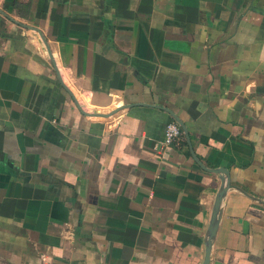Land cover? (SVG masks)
<instances>
[{"label":"crops","instance_id":"crops-1","mask_svg":"<svg viewBox=\"0 0 264 264\" xmlns=\"http://www.w3.org/2000/svg\"><path fill=\"white\" fill-rule=\"evenodd\" d=\"M0 9V264H264V0Z\"/></svg>","mask_w":264,"mask_h":264},{"label":"water","instance_id":"water-1","mask_svg":"<svg viewBox=\"0 0 264 264\" xmlns=\"http://www.w3.org/2000/svg\"><path fill=\"white\" fill-rule=\"evenodd\" d=\"M0 14L2 16H4L6 19H8L9 21H11L12 23H14L15 25H18L20 27H23V28H27V29H31V30H34L36 31L39 36L41 37L45 47H46V51L51 59V63L55 69V72H56V75L58 77V80L60 81V83L62 84V86L65 88V90L67 91V93L69 95H71V97L74 99L76 105H77V108L78 110L83 114V115H87V116H93V117H101V118H107L113 114H115L117 111L113 110V111H110L108 113H99L98 111H91L90 113H87L85 112L82 107L77 103L76 99L74 98L73 94L68 90L67 87H65V85L63 84V81H62V78L60 77L59 75V72H58V69H57V66L55 64V61L54 59L52 58V52H51V49L48 45V42L46 41V39L44 38V36L42 35V33L40 32L39 29L35 28V27H31L29 25H26L24 23H22L21 21H18L17 19H14L12 17H10L9 15H7L4 11H2L0 9ZM176 122L180 125V127H182L183 131H184V135L188 141V136H187V133L183 127V125L179 122L178 119H175ZM199 164V166L204 169L205 171H211L215 174H219L220 175V188H219V191L217 192L216 196H215V199H214V202H213V207H212V212H211V216H210V220H209V225H208V228H207V232H206V236H205V241H204V257H203V261L201 264H209V261H210V255H211V248H212V242L215 238V234H216V231H217V228H218V223H219V218H220V213H221V210H220V206H221V203H222V199L223 197L225 196L228 188L230 187V184H229V173L226 169L224 168H218V169H207L205 167H203L201 165V163L197 162Z\"/></svg>","mask_w":264,"mask_h":264},{"label":"built area","instance_id":"built-area-1","mask_svg":"<svg viewBox=\"0 0 264 264\" xmlns=\"http://www.w3.org/2000/svg\"><path fill=\"white\" fill-rule=\"evenodd\" d=\"M181 137V130L174 121L168 123L165 127L163 145L169 146L175 144Z\"/></svg>","mask_w":264,"mask_h":264}]
</instances>
